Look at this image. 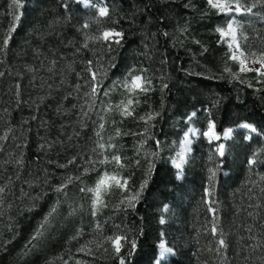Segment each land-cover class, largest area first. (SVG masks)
<instances>
[{"label": "trees", "instance_id": "obj_1", "mask_svg": "<svg viewBox=\"0 0 264 264\" xmlns=\"http://www.w3.org/2000/svg\"><path fill=\"white\" fill-rule=\"evenodd\" d=\"M23 2L19 24L0 52V187L5 189L0 193V264H119L105 242L115 234L136 240L130 264H155L161 233L174 249L161 264H264V78L239 72L229 58V47L214 30L226 15L207 0H103L109 9L105 17H98L102 0ZM10 3L0 0V33L12 22ZM253 13L238 17L245 46L264 51V6L258 4ZM106 29L122 32L121 42L86 39ZM88 61L104 75L95 111L85 117ZM130 72L150 80V90L133 94L139 104L132 117L106 116L101 133V142L113 137L117 145L104 154L121 156L125 167L117 170L128 181L127 191L108 194L107 207L92 215L91 196L81 188L93 187L100 173L113 167L89 163L101 158L100 105L125 99L121 82ZM193 112L201 132L180 179L173 155ZM148 113L154 119H139ZM209 121L220 140L209 142L202 135ZM243 123L257 131L238 128ZM228 128L234 129L230 139L223 137ZM222 142L227 149L220 156L216 148ZM254 156L257 162L250 165ZM145 180L135 207L122 203ZM63 184L67 187L58 192ZM210 187L228 245L226 259L215 251L219 236L210 231L212 215L204 203ZM38 230L42 234L33 239ZM88 241L103 247L90 244L91 256L78 252Z\"/></svg>", "mask_w": 264, "mask_h": 264}, {"label": "snow or ice", "instance_id": "obj_2", "mask_svg": "<svg viewBox=\"0 0 264 264\" xmlns=\"http://www.w3.org/2000/svg\"><path fill=\"white\" fill-rule=\"evenodd\" d=\"M85 4H91V0H83ZM207 3L213 8L216 9L219 14H224L226 16L230 17L229 22L227 23L226 27H217L216 31L221 34L222 37H229L230 39L227 41L228 47L230 50V56L229 58L234 61H238L239 63V71L240 72H256L257 73V79L264 78V51L257 52H251L248 54H245L243 50H240V43L239 40L242 38L244 40H247V36H244L240 29H242V25L239 24V22L236 20L237 15H250L255 14L253 13V9L256 8L259 5L264 6V0H207ZM10 8L13 9L12 15V22L10 23L7 32L0 33V52H3L7 47L12 39V34L15 32L16 27L19 24V21L21 19V16L23 15L22 9L24 7L23 0H11V3L9 5ZM109 14V9L107 7H99L98 8V17H105ZM84 28L88 27V24L83 25ZM167 35V33H165ZM123 38V33L116 31L114 29H106L101 32L99 36L94 37H86L87 40H100V41H108L111 43L119 44ZM199 43V41H196ZM109 44V46H110ZM233 46H235V50H233ZM84 47L87 48L88 44L85 43ZM237 51H239V55H237ZM92 61H88V72L90 75V83L89 88L90 91L87 92L85 95L89 97V101H86V106L88 108V111L84 112V116L88 117L89 113L92 111H95L96 108V100L100 95V89L102 87L101 81L103 80V71H101L99 74L96 71H93L91 68ZM258 65V66H256ZM225 71H228L234 79H239V73H231V70L226 68ZM0 75H3V73H0ZM242 83L244 81H241ZM151 81L147 80L143 75H132V73H129L128 78H126L123 82H121V87L126 90V97L125 99H122L118 104L113 105L112 103L101 104V112L102 115H99V123H98V130L96 132L97 137L99 138L97 141V148L100 150L98 155L101 157L95 161H90L89 163L93 166L95 165H106V164H112L114 166V169H123L125 165L122 162L121 156L117 154L116 151H113L111 153V156L105 155L104 152L107 149H116L117 145L114 143H111L113 137H109V143L105 144L101 141H103V136L101 135L105 123L107 122L105 120V117L110 115L113 112H116L120 115L121 119L124 117H132L133 113L135 111V105L139 104L138 95H136V99H133V94L139 93H146L150 90ZM79 87V85H77ZM166 87V85H165ZM249 87H252L251 84H249ZM105 97L109 95L107 91L103 93ZM156 115H159L158 113ZM196 115L195 112H193L188 119L191 120L192 117ZM140 120H145V122L150 121L154 119V116L151 113L146 114V116L139 117ZM112 124H115L116 121H111ZM242 128L250 129L251 132H256L257 129L251 125V124H242L240 125ZM147 131V129L145 130ZM189 133L199 134L198 130L190 128L188 130ZM233 132V129L228 128L224 130L223 136L225 138L229 137ZM121 130L119 127L115 128V136L119 137L121 135ZM202 135L207 137L209 139V142L213 140H220L221 136L215 132V123L212 121H209L207 126V131L203 132ZM7 138L6 136L4 137ZM249 139L251 136L248 137ZM157 144H159V141H157ZM190 144V140L188 139V133H185L184 138V145L185 149L187 150V145ZM43 147V146H42ZM184 150L179 155V159L177 161H173L176 169L178 170V176L180 175L179 170L182 169L183 166V160H184ZM95 151V150H94ZM216 152L223 156L224 154V145L220 144L216 148ZM152 155H156V153H152ZM211 159V157H210ZM75 158L73 160H70L68 163H73ZM256 158L255 156L249 160V164L253 165L255 164ZM18 163H22V161H18ZM139 163V161H137ZM64 167V166H62ZM154 168V165H149V173ZM89 169H85V172H88ZM210 176H209V183L210 185L214 186V179H215V170L210 169ZM79 179V177H77ZM72 178L69 177V181L71 182ZM128 181L127 179H122L119 174L116 171L109 172L107 170L100 173V175L97 177L95 185L93 187H87V188H81L82 192H87L91 194V212L92 215H96L98 211H100L102 208L107 207V204L104 202L103 197L113 188H117L123 191H127L126 185ZM148 181L145 180L141 185L139 191L133 193L131 196H128L125 198L122 203H127L129 207L134 208L135 203L138 202L140 194L142 193L143 189L146 187ZM67 187V184L61 185L56 190L58 192L64 191V189ZM4 188L0 187V193L4 192ZM213 196V190L212 188H206L205 189V205L208 208V211L212 215L211 219V228L210 231L214 236H219V239L217 241V248L215 251L221 255L222 259H226L224 257V251L227 249L228 245L224 238V234L222 229L218 228L219 225V216H218V209L217 207H213V204L215 201L211 199ZM0 201H2V197H0ZM165 211H167V205H165ZM56 211V207L54 206L51 211L49 212V216L52 215ZM75 212V209L73 210ZM72 214V213H70ZM47 217L45 218V222H47ZM160 223H165L164 219L161 218ZM43 227V225H41ZM97 228H99V225H97ZM251 231V230H250ZM42 233L38 230L36 233V236L33 237L35 239L36 237L40 236ZM77 235H80L78 233ZM75 238V237H74ZM105 242L110 244L111 247V254L114 258H116L119 262V264H130L131 256L133 255L136 247L137 242L135 239H129L128 236L115 234L112 236H108L105 238ZM90 244H96L97 249L103 247V244L97 243L96 241H88L84 245H82L80 248L77 249L78 252L86 253L87 255L91 256L94 254L93 249L89 247ZM108 248H104V252H108ZM124 252L125 254H122ZM174 254V249L172 247L167 246L166 240L163 238V233H161V240L158 244V258L155 261V264H161L163 259L170 255ZM67 264V262H65ZM75 264H87L86 261L77 260Z\"/></svg>", "mask_w": 264, "mask_h": 264}, {"label": "rangeland", "instance_id": "obj_3", "mask_svg": "<svg viewBox=\"0 0 264 264\" xmlns=\"http://www.w3.org/2000/svg\"><path fill=\"white\" fill-rule=\"evenodd\" d=\"M77 1H80V2H82L84 5H90V4H85L84 2H83V0H77ZM92 3V2H91ZM97 6H98V8L99 7H106L104 4H103V0H102V3L101 4H97ZM240 15H237L236 16V20L239 22V20H238V17H239ZM229 20H230V17L229 16H226V18H225V20H222V19H220L216 24H215V27H214V30L216 31V28L217 27H226V25H227V23L229 22ZM240 24V23H239ZM240 31L242 32V34H243V31H242V29H240ZM220 34V33H219ZM220 36H221V34H220ZM221 38H222V41L228 46V43H227V41L230 39L229 37H222L221 36ZM239 43H240V50H243L244 52H245V54H248V53H251V52H257V53H259L258 51H253V50H250V49H248L246 46H245V40L244 39H240L239 40ZM233 50H235V46H233ZM237 55H239V51H237ZM237 63H238V61H236ZM239 64V63H238ZM256 66H258V65H256ZM240 67V66H239ZM240 72V71H239ZM254 72V71H253ZM241 73H243V74H245V73H248V72H241ZM196 118V115L194 116V117H192V119L191 120H189L191 123H190V126H189V128H188V130L190 129V128H192V129H196V130H198V133L200 134V129L194 124V119ZM209 123V122H208ZM243 124H245V123H243ZM248 124V123H247ZM242 125V124H241ZM208 126V125H207ZM238 128H241V129H243L244 131H246L248 134H250V133H253V132H251V130L250 129H246V128H242V127H238ZM232 129V128H231ZM188 130L185 132V133H188V139L190 140V144H188L187 145V150H184L185 149V145H184V138H185V134H184V136H183V138H182V140L180 141V143L178 144V146H177V149H176V151H175V153H174V155H173V161H177L178 159H179V155L178 154H180L181 152H182V150H184V160H183V166H182V169H180L179 170V172H180V175L178 176L180 179L183 177V169H184V167H185V165H186V163H187V161H188V159H189V157L191 156V154H192V149H193V142H194V139L196 138V137H198L199 136V134H194V133H189L188 132ZM205 131H207V128H206V130ZM204 131V132H205ZM215 132L217 133V131H216V129H215ZM233 133H234V129H233V132H232V134L229 136V137H227V139H230L232 136H233ZM218 134V133H217ZM224 137V136H223ZM225 138V137H224ZM208 139V138H207ZM209 140V139H208ZM213 141H217V140H213ZM220 144H223L224 145V153H225V151H226V149H227V147H226V144L224 143V142H222V143H220ZM219 144V145H220ZM218 147V146H217ZM174 164V163H173ZM175 166V165H174ZM113 171H116L118 174H119V176L122 178L123 176H122V173H120V171L119 170H117V169H114V166L111 168V170L109 171V172H113ZM123 179V178H122ZM117 188H113V189H111L104 197H103V199H104V202H105V200H106V196L109 194H111L113 191H115ZM90 196H91V194H90ZM168 246V245H167ZM171 255H173V254H170V255H168V256H166L164 259H167L168 257H170Z\"/></svg>", "mask_w": 264, "mask_h": 264}]
</instances>
